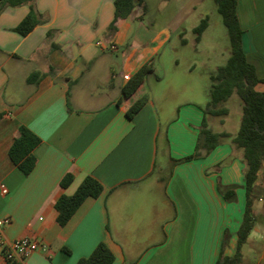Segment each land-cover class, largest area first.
<instances>
[{
	"label": "crops",
	"instance_id": "crops-1",
	"mask_svg": "<svg viewBox=\"0 0 264 264\" xmlns=\"http://www.w3.org/2000/svg\"><path fill=\"white\" fill-rule=\"evenodd\" d=\"M206 1L144 0L110 29L114 0H34L40 23L24 36L14 27L29 5L0 11V185L7 190L0 189V218H9L0 229L8 241L29 236L45 245L17 264H76L99 243L112 264H215L236 253L246 205L242 149L223 138L175 163L196 153L204 115L212 131L224 128L211 127L196 101L170 107L168 84L156 74L172 33L185 44L190 32L192 45L199 43L194 28L205 16L201 34L209 27ZM161 13L166 23H158ZM236 13L246 61L260 79L255 89L264 91V0H236ZM144 63L159 89L145 86L146 75L122 97L124 75ZM144 93L148 100L129 118L127 108ZM20 125L40 138L27 175L8 153ZM66 173L73 179L61 187ZM86 176L102 192L60 225L56 201ZM251 212L239 264H264V162Z\"/></svg>",
	"mask_w": 264,
	"mask_h": 264
},
{
	"label": "trees",
	"instance_id": "trees-1",
	"mask_svg": "<svg viewBox=\"0 0 264 264\" xmlns=\"http://www.w3.org/2000/svg\"><path fill=\"white\" fill-rule=\"evenodd\" d=\"M216 9L222 17L223 24L227 28L230 40V56L224 65L217 67L210 75L209 105L215 107L211 110L214 114L224 113L225 109H218L217 105L225 102L233 92L240 97L242 114L237 132L231 135L227 132L212 131L206 121L202 122L200 130V142L196 147V153L183 159L174 160L180 162L189 160L197 155L201 147L205 151L212 149L222 138H228L237 147L242 149L243 159L246 164L244 172V185L246 191V205L242 222L238 228L237 251L233 256H220L215 264H239L240 245L246 240L253 225L254 217L251 212L252 200L255 191V182L264 162V91L255 89L260 81L254 67L246 61L242 47V30L236 13V0H213ZM34 0H0V11L4 6H17L28 4L29 11L14 27L20 35L28 34L38 23L40 17L33 6ZM144 0H114V18L110 24L113 28L118 18H126L136 5H142ZM208 23L207 17L202 18L194 28L196 39L204 31ZM153 71L149 63L142 64L127 80L122 87V97L131 95L143 82L145 76ZM36 74L28 78L32 81ZM148 100L147 93L140 95L126 110V115L132 118ZM208 112L206 111L205 114ZM40 143V138L25 125H20L18 135L14 138L9 148V156L20 171L27 175L34 167L36 157L33 149ZM73 179L71 173H66L60 180V186H68ZM102 192V185L92 176H86L76 190L70 194H62L55 203L57 210V222L64 225L83 200L88 197H97ZM113 254L104 243H99L88 257L80 258L76 264H112ZM5 264H17L16 261L6 260Z\"/></svg>",
	"mask_w": 264,
	"mask_h": 264
},
{
	"label": "rangeland",
	"instance_id": "rangeland-1",
	"mask_svg": "<svg viewBox=\"0 0 264 264\" xmlns=\"http://www.w3.org/2000/svg\"><path fill=\"white\" fill-rule=\"evenodd\" d=\"M205 6L206 13H208L209 27L201 34L199 43L196 46L192 45L191 38L193 34L190 32L183 34V37L186 38L185 44L180 42V34L172 33L169 42L160 52L156 74L163 75L166 80L165 85L168 84V103L170 107H174V105L184 100L196 101L204 107L205 111L210 112L211 127L215 129L223 127L224 129L219 132L234 135L238 130L242 114V102L237 93L233 92L225 102L217 105L218 109L226 110L224 113L214 114L211 110L216 108L209 105L207 94L211 80L208 75L214 73L217 67L226 63L230 56V40L227 28L223 24L222 17L218 13L214 1L207 0ZM163 15L165 13H161L157 17L158 23L168 21V18ZM188 66H192L191 71L188 70ZM148 74L145 86L159 89L160 85L155 75ZM256 193L255 196L258 195Z\"/></svg>",
	"mask_w": 264,
	"mask_h": 264
},
{
	"label": "built area",
	"instance_id": "built-area-1",
	"mask_svg": "<svg viewBox=\"0 0 264 264\" xmlns=\"http://www.w3.org/2000/svg\"><path fill=\"white\" fill-rule=\"evenodd\" d=\"M101 45V43H99ZM109 48L111 50H116L115 44H110ZM125 79H128V75H124ZM2 193H6V187L4 184L0 185ZM9 223L8 217L0 218V227ZM45 245L29 236H22L11 241H8L1 229H0V254L5 260H15L20 256H28L34 251L44 248Z\"/></svg>",
	"mask_w": 264,
	"mask_h": 264
}]
</instances>
